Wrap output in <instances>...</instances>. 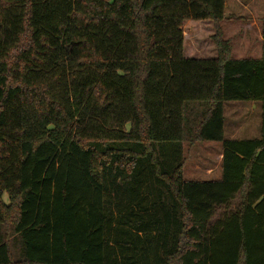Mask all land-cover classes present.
Returning <instances> with one entry per match:
<instances>
[{"label": "trees", "instance_id": "1", "mask_svg": "<svg viewBox=\"0 0 264 264\" xmlns=\"http://www.w3.org/2000/svg\"><path fill=\"white\" fill-rule=\"evenodd\" d=\"M224 4L0 0V264H264V19L236 59ZM189 20L216 58L184 57ZM240 101L259 137L225 140ZM202 142L220 178L185 180Z\"/></svg>", "mask_w": 264, "mask_h": 264}, {"label": "crops", "instance_id": "2", "mask_svg": "<svg viewBox=\"0 0 264 264\" xmlns=\"http://www.w3.org/2000/svg\"><path fill=\"white\" fill-rule=\"evenodd\" d=\"M242 0H232L230 4L225 3L224 4V12L225 10H228L229 15H224V20L221 24L222 31H223V37L224 39L229 42L231 49H232V56L234 55V49L233 45L236 43H239L241 46L240 54L236 55V59L243 58L242 54H249V58L258 59L261 56V45H262V36H261V21L264 19V0H259L258 4H255L256 0H249L248 3L244 6L247 7L248 5L251 6V9L249 12V16L244 19L243 16L240 14ZM263 9V10H262ZM185 29L188 33H192V35L189 33L190 37L183 36V53L185 51L188 52L189 55H197L201 57H208L213 56L215 54V57L217 56L216 48L211 40V37L214 35V28L213 23L210 21H186L184 22L182 26V31ZM201 29H204L206 31V34L208 35L210 42L212 43L213 47L210 45V43H202L201 40L204 41V39H201L199 37L198 33H200ZM186 34L183 32V35ZM188 38L191 42L192 47L188 50L186 49L185 40ZM203 46H206V49H202ZM243 52V53H241ZM195 59V58H190ZM229 104V103H228ZM235 104V103H233ZM259 107V108H258ZM228 108L233 109V119L234 117H237L240 111H242V107H235L234 105H229ZM256 108L259 109L260 119H261V109L260 104L258 102H250V106L246 108L244 111L247 112L249 115H252L251 111L256 110ZM225 109L226 104H224V115H225ZM246 116V115H245ZM239 117V116H238ZM247 129L250 130V125L247 124ZM235 132L232 134L234 135ZM256 134L255 132L247 131L246 134ZM260 133V132H259ZM255 139V138H254ZM250 140V139H247ZM212 143V142H209ZM201 144H205V142H202ZM217 166L215 169L216 177L218 180L220 178V161H221V149L218 150V156H217ZM213 169V170H215ZM213 170H206L205 172L207 174H211ZM215 174V173H214Z\"/></svg>", "mask_w": 264, "mask_h": 264}, {"label": "rangeland", "instance_id": "3", "mask_svg": "<svg viewBox=\"0 0 264 264\" xmlns=\"http://www.w3.org/2000/svg\"><path fill=\"white\" fill-rule=\"evenodd\" d=\"M232 0H225V3L230 4ZM249 0H242L240 9L241 16L247 18L249 16V12L251 9V6H247L244 9V6L248 3ZM259 0H256L255 4H258ZM263 10V9H262ZM224 15H229L228 10H225ZM183 32L186 33L183 36L190 37L189 33L183 29ZM192 35V33H190ZM199 37H201L202 43H206L207 39L210 45L213 47L212 43L210 42V39L208 35L206 34V31L204 29H201L200 33H198ZM186 49L192 47L191 42L188 38L185 40ZM191 46V47H190ZM202 49H206V46H203ZM214 49V47H213ZM234 49V55L235 58L236 55L240 54L239 51H241V46L239 43H236V45H233ZM243 53V52H241ZM185 58H195V59H213L215 57V54L213 56L208 57H201L197 55H189L187 51L184 52ZM243 58H249V54H242ZM229 103V104H228ZM226 104L225 109V115H224V139L225 140H247V139H254L259 137L260 132V114H259V107L256 108V110L251 111L252 115H249L244 110L250 106L249 101H240V102H228ZM235 103V104H233ZM229 105H234L235 107H242V111L238 114L237 117H234L231 114L233 113L232 108H228ZM246 115V116H245ZM247 124L250 125V130L247 129ZM247 131L255 132L256 134H246ZM233 132L234 135L232 134ZM222 148V144L218 142H205V144L197 143L192 146H185L184 147V166L182 171L183 179L188 181H206V180H216L217 177L216 172L217 170L215 167L217 166V156H218V150ZM213 170L211 174H207L206 170ZM215 173V174H214ZM4 200H6V197H4ZM219 211L216 213V216L219 215Z\"/></svg>", "mask_w": 264, "mask_h": 264}]
</instances>
